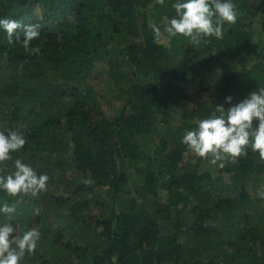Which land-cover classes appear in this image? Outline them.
I'll return each mask as SVG.
<instances>
[{
	"label": "trees",
	"instance_id": "obj_1",
	"mask_svg": "<svg viewBox=\"0 0 264 264\" xmlns=\"http://www.w3.org/2000/svg\"><path fill=\"white\" fill-rule=\"evenodd\" d=\"M175 2L0 0V18L42 26L35 55L23 27L11 43L0 28V130L27 140L0 174L21 159L49 176L46 191L24 196L10 218L0 213L47 239L30 264H264V199L260 208L248 192L264 160L249 149L221 168L182 143L217 105L227 111L264 87V0H232L236 23L199 45L156 40L149 23L163 30ZM103 76L122 102L112 117L94 85ZM18 199L0 190V206ZM54 205L80 244L62 243L47 223Z\"/></svg>",
	"mask_w": 264,
	"mask_h": 264
},
{
	"label": "clouds",
	"instance_id": "obj_2",
	"mask_svg": "<svg viewBox=\"0 0 264 264\" xmlns=\"http://www.w3.org/2000/svg\"><path fill=\"white\" fill-rule=\"evenodd\" d=\"M156 2L162 5L164 0ZM172 7L176 16L166 21L163 30L155 23H149L157 41L166 33L168 38L177 35L189 38L194 45L207 43L205 38H222L224 24H235L239 15L232 0H176ZM21 27L25 50L29 55L38 54L39 48L30 45L39 38L41 25L24 26L18 20L0 18V28L8 34L9 43L12 42L13 34ZM16 39H20L19 35ZM226 102L231 103L232 97H227ZM217 112L219 115L213 114L210 118L195 121L196 127L186 131L182 143L196 156L210 160L213 165L219 163L221 168L224 167L223 161L246 156L249 149L264 160V87L252 92L227 111L223 106L217 105ZM26 143L23 134L14 130H0V164L11 161L12 154L21 150ZM14 168L15 171L10 174H0V190L9 196L19 197L15 203H4L0 206V213L9 218L15 213L17 205L22 203L24 196L36 197L47 190L49 181L47 174L38 175L21 159H15ZM83 183L91 185L94 181L88 179ZM258 195L264 199V186ZM14 232L12 224H0V264H21L24 256L33 253L37 248L41 237L38 228H29L22 235H14Z\"/></svg>",
	"mask_w": 264,
	"mask_h": 264
},
{
	"label": "rangeland",
	"instance_id": "obj_3",
	"mask_svg": "<svg viewBox=\"0 0 264 264\" xmlns=\"http://www.w3.org/2000/svg\"><path fill=\"white\" fill-rule=\"evenodd\" d=\"M97 82L94 83V85L97 87L98 90V94H99V98H100V104L101 107L104 111V113L106 114V116L108 117H112L114 116L121 108L122 102L121 100L118 98L119 95L117 93V91L115 90V88L108 83L107 79L103 76L100 77L96 80ZM189 88L190 94H192L195 98V100L200 101L203 100V95H201L200 93L195 94L196 90L194 88ZM236 104V102H232V106H234ZM231 106H229L228 108H230ZM211 164V163H209ZM213 165V164H211ZM223 182H227V179L222 180ZM56 186L53 187L54 189H56ZM262 186H264V177L261 179H258L257 181H250L249 185H248V192L250 197H252L253 200V204L259 205L260 208H262L263 204V199L260 198V196L258 195L259 191L262 189ZM59 191L61 193H64L63 187L59 186ZM42 196L39 197V199ZM162 199L165 198V194L163 193L161 196ZM42 199H40L39 201H41ZM66 212L65 211H61L57 209V206H53L51 208V210L47 213L46 215V221L47 223H51L55 228L59 229V231L61 233H63V239H62V243H66L69 242L72 245H76V244H80L79 242V235H76L74 237L71 236V234L69 233V231L67 230V228L65 227V221H66ZM4 220H1L0 224H3ZM19 225V223H18ZM35 227V226H33ZM32 228V227H30ZM37 228V227H36ZM29 229V228H28ZM27 229V230H28ZM39 230V228H38ZM15 235H22L20 226H17V230L15 231ZM47 239H43L40 238V240L38 241L37 244V248L39 251H44L46 248V245H44V241H46ZM45 252L49 253V250H46ZM33 257L30 256L29 254H26V257L24 256V258L21 261V264H30V262L28 261V259H32ZM78 264H87L84 261H80L77 262Z\"/></svg>",
	"mask_w": 264,
	"mask_h": 264
}]
</instances>
